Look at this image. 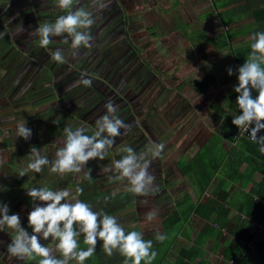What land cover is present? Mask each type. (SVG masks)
<instances>
[{
	"label": "rangeland",
	"instance_id": "1",
	"mask_svg": "<svg viewBox=\"0 0 264 264\" xmlns=\"http://www.w3.org/2000/svg\"><path fill=\"white\" fill-rule=\"evenodd\" d=\"M77 6L92 11L95 23L91 28L92 47H81L76 56L72 55L70 42L68 45L63 43V37H53V43L41 48L37 38L28 34L38 23L54 21L58 15L64 14V10L57 6V0H7L5 16H1L0 29L7 33L5 38L0 39V46L6 49L1 83V91L8 96L6 110L30 121L28 123L32 124L27 126L32 129L33 136L24 141L14 135L4 143L0 142V161L3 162L0 163V172L7 166L6 173L0 174V201L14 207L11 212L20 213L25 226L31 202L24 189L45 185L53 189H73L72 185L77 182L72 174L50 175L45 167L41 173L25 176V184H14L17 168L26 164L30 146L39 147L42 154L52 159L55 152L52 142L61 135L65 124L84 125L90 134L95 130V120L106 111L105 103L112 100L118 106V117L130 124L131 129L127 133L121 130L122 135L115 138L116 144L109 150L105 161H90L85 171H92L94 184L102 194L125 189L126 181L110 182L102 168L111 160L119 159L118 148L121 145H130L137 151L145 148L149 137L146 126L153 125L148 120L155 114V111L148 112L151 110L148 107L157 108L160 88L176 86L180 93L190 94L192 87L185 79L200 81L197 75L203 76L204 64L212 61L208 56L216 57L215 54H208L217 50L214 41L222 37L219 32L224 29L216 19L211 0H110L109 6L102 10L93 8L91 0H78L74 3V7ZM21 22L25 31L16 35L14 27ZM251 23L246 18L238 27L234 24L230 26L231 30L240 28L243 32L249 29ZM244 37L241 33L231 42H238ZM246 41L249 42V38ZM245 47L248 49L249 43ZM57 48L65 51L64 64L50 59L52 51ZM223 50L220 55L227 54L225 63H232V49L231 52L228 47ZM239 51L236 50L237 53ZM223 72L214 70L215 75H222ZM81 76L92 80L90 87L80 85L66 90ZM204 107L206 111L212 110L207 107V102ZM215 136H211L208 145ZM1 137L0 141H3ZM162 139L156 133L151 135L152 144H158ZM79 175L81 178L82 174ZM155 185L159 187L162 183ZM147 206H150L148 201L139 206L134 202L133 206L111 215L117 217L125 230L137 229L147 237L155 236L157 230L166 234L171 242L160 264H172L184 240L177 234L183 233V230L180 231L179 224L163 229L159 221L142 223L144 214L150 210ZM11 237L10 230L0 232V260L8 264H36L38 258L6 260L5 244L10 242ZM199 241L202 251L197 250L199 254L194 260L202 256L207 261L205 264H220L221 257L217 260L216 254L211 253L213 240ZM42 242L52 246L49 241Z\"/></svg>",
	"mask_w": 264,
	"mask_h": 264
},
{
	"label": "clouds",
	"instance_id": "2",
	"mask_svg": "<svg viewBox=\"0 0 264 264\" xmlns=\"http://www.w3.org/2000/svg\"><path fill=\"white\" fill-rule=\"evenodd\" d=\"M76 2L78 0H57V6L64 10V14L58 15L54 21L38 23L28 33L37 38L41 48H47L53 43V37H63L65 45L70 42L73 56L78 54L81 47H92L94 14L85 7H74ZM91 3L93 8L102 10L109 6L110 0H91ZM8 22L11 23V20ZM24 31L22 22L14 27L16 35ZM5 35L7 33L0 32V38ZM249 41L247 59L235 69L231 66L226 69L229 77H236L233 91L237 94L235 105L240 113L231 122L247 133L249 139L259 146V151L264 153V134H261L264 130V31L251 33ZM50 59L64 64L65 51L55 49ZM91 84L90 78L81 76L66 90L80 85L90 87ZM104 108L105 113L95 120V130L90 134L84 125L65 124L61 135L52 142L55 145L52 159L42 154L39 147L30 146L26 154L27 162L18 169L17 177L22 178L29 173L38 174L47 167L50 175H74L77 186L74 190L68 187L53 189L47 185L24 189L31 202L26 226L22 223L20 213L11 212L9 205L0 201V232L6 229L12 232L10 242L5 244L7 261L38 258L36 264H84L96 252L100 242L107 256L118 253L124 258V264H141L142 261L144 264H152L156 259L157 252L152 250L153 240L144 239L143 231H126L116 216L105 212L103 208L94 209L92 204L79 198L84 192L79 186V174L91 182L92 171H85L89 162L105 161L109 150L116 144L115 138L122 135L121 130L127 133L131 129L130 124L118 117V106L112 100H108ZM15 132L16 137L24 141H29L33 136L25 119L15 122ZM164 147V144H150L142 151H137L130 145H121L118 148L119 159L111 160L102 171L108 174L110 182L126 181L127 192L138 197H148L158 191L156 177L149 169ZM110 199V196L103 197L105 204ZM142 203L146 204L147 201ZM158 218L159 210L152 208L144 214L142 223L156 222ZM154 235L159 242L167 238L159 230ZM80 237H83L82 243L86 247H81ZM42 241H49L52 246Z\"/></svg>",
	"mask_w": 264,
	"mask_h": 264
},
{
	"label": "crops",
	"instance_id": "3",
	"mask_svg": "<svg viewBox=\"0 0 264 264\" xmlns=\"http://www.w3.org/2000/svg\"><path fill=\"white\" fill-rule=\"evenodd\" d=\"M6 2L7 0H0V22H2L1 16H5ZM214 12L216 19H218L215 10ZM241 23H244V19L226 26L222 25L224 29L219 32L221 36H225L227 32H233V35L229 39V44L226 46H218L215 44L217 50L208 54H215L214 56L216 57L208 56V59H212V61L204 64L206 69L203 72V76L197 75L199 80L201 78L208 80L204 91L201 89L203 92L197 91L191 85V81L189 85L188 81L190 79H185L189 87H192L190 94L180 93V90L176 86L170 88V85L164 86L160 88L161 95H159L157 108L149 105L148 108L151 110L148 112L155 111V114L148 120L149 123L153 124L150 126L151 128L146 126V132L149 134L147 145L152 144L151 135L156 133L160 137H163L158 144H164L165 146L161 155L152 162L149 171L155 175V183L160 182L162 185L158 187V191L148 197H138L134 194L135 198L140 199L138 201L134 198V202L139 206V204H144L142 202L146 200L150 204V206H147L149 209H158V221L160 228H162L161 215L164 214L165 216L168 213L178 211L180 206L179 200L184 197L183 194L185 192L194 205L199 203L203 204L204 207L200 209L202 214L191 211L185 220L177 221L163 228L170 229L179 224L180 231L183 230V233L177 234V236L184 239L180 245L181 247L196 246L198 248L195 247L196 250L201 252L202 246L199 240H202V242H210L213 239L205 234L198 235V232L205 225H210L222 231L221 239L226 237V235L235 239L237 237L236 234L242 230L244 239L239 238L238 241L245 247H250L253 250L255 256L252 255V258L260 259V257L264 258V253L260 252L261 247H263L262 243H264V218L262 217L260 220L248 219L244 210H248L249 208L243 199L247 194H250L249 190L253 187H256L257 190L255 194H252L253 198L264 196V185L260 182L264 172L263 154H260V156H252L253 158L248 159L249 152L242 147L236 146L235 141L224 139L222 137L223 132L219 127L223 119L233 116L234 111L238 109L235 105L237 94L233 91L236 77L235 75L229 77L225 69L229 66L233 69L237 67L235 62L236 50H240L239 53H242L243 48L245 50V46L248 45V41H246L249 38L248 34H250L248 30L240 32V28H234L241 25ZM233 24L234 30H231L232 27L230 25ZM0 32H3V30L1 31L0 29ZM241 33L246 38L244 37L240 41L232 43L231 40ZM233 44L238 45L234 46ZM227 47L230 49V52L232 49L230 55L233 59L232 63H225L224 59L227 57V54L220 55L224 52L223 49H227ZM5 57L6 49L0 46V136L2 135L1 138H3V141L1 140L0 142L3 143L16 135L15 122L21 119L17 113L14 114L6 110L8 96L6 92L1 91V83L4 77L3 72L5 71ZM213 60L218 62H214ZM214 70H224V72L222 75H215ZM207 73H210L209 76H206ZM205 102H207V107L212 110H205ZM213 113L219 116L218 120L215 119ZM28 122L30 121H27V124H32ZM214 135H217L218 139L215 138L216 140L214 139L208 145V140ZM217 140H219V149H215ZM153 144L155 143L153 142ZM213 145L214 148L212 149ZM205 146L209 151L207 157L213 154L217 158L211 177L208 179L204 188L196 193L189 182L188 176L180 173L177 161L182 156L186 157L188 161L192 155L201 151ZM235 146L236 149H234ZM220 154L223 155L220 157ZM3 168L1 172L6 173L7 166L5 165ZM1 172L0 174H2ZM213 201H216V203ZM260 202L262 205L261 208L264 211V199H260ZM213 246L214 240L211 246V253L214 256L216 254L218 260L221 257V249L219 248L217 251H214ZM199 251H197V255ZM219 252L220 254H218ZM196 261L201 262V264L207 262L202 256ZM225 262V264H235L231 260H226ZM261 262L259 261L257 264ZM4 263L7 264V262Z\"/></svg>",
	"mask_w": 264,
	"mask_h": 264
},
{
	"label": "trees",
	"instance_id": "4",
	"mask_svg": "<svg viewBox=\"0 0 264 264\" xmlns=\"http://www.w3.org/2000/svg\"><path fill=\"white\" fill-rule=\"evenodd\" d=\"M213 9L216 11L217 17L221 23V25L226 26L231 23H235L242 19L249 18L251 20V25L248 29V32L251 34L255 31H264V0H212ZM245 32V33H248ZM233 32H227L225 36H222L218 41L214 44L218 46H226L229 44V39ZM248 44V43H247ZM250 45V41H249ZM250 52V46L248 49L246 48L242 53L236 54L235 62L236 65L239 66L247 59ZM210 73H207L206 76H209ZM191 81V82H190ZM208 80L201 78L200 81H196L194 79H190L189 82L191 85L199 92H203L205 86L207 85ZM201 89L203 91H201ZM216 120L219 119L217 114L213 113ZM240 114L239 109L234 111V115L231 117H227L221 121L220 129L222 130V137L228 141H232V135L236 126L232 125V118L236 115ZM264 134V130L262 133ZM218 139V136H215ZM215 146V149H219V145ZM236 146L244 148L249 152V158H253L252 156H260V154L264 153L259 151V146L256 145L253 141L239 138L235 141ZM236 146L234 149H236ZM214 148V145L212 149ZM210 150V149H209ZM233 150V149H232ZM232 153V152H231ZM230 153V155H231ZM209 154L208 148L205 146L201 151L196 152L192 157L187 161V158L182 156L177 161L178 169L180 173L184 176H188L190 184L195 189V192L201 191L206 185L208 179L211 177L216 163L215 155H207ZM223 154H220V157ZM219 156V155H218ZM19 168H17L18 171ZM25 177L19 178L15 176L13 181L14 184L22 185L26 182L23 181ZM264 172L262 174V178L260 182L264 185ZM52 186V185H51ZM77 182L72 185L73 190L76 188ZM79 186L84 189L82 195H80V199L84 200L93 205L94 209L103 208L105 212L109 214H113L115 212L125 210L128 206L134 205V194L129 193L126 189L118 190L115 192H111L108 194H102L99 192V188L94 184L92 179L91 182L83 179V175L80 178ZM250 194H247L243 201L248 206V210H244L248 219L260 220L262 217L264 218V211L260 199H264L263 197L253 198L252 194L257 192L256 187L250 188ZM112 193H115L113 196ZM110 196L111 199L107 204L104 203L103 197ZM183 198L179 200V209L178 211H174L172 213L166 214L161 219L162 228H166L171 224L176 223L177 221H183L190 215L191 211L197 214H202L200 209L204 207L203 204H193L187 193L184 192ZM209 202V201H208ZM207 202V203H208ZM212 202V201H210ZM216 203V201H213ZM12 211V207H10ZM215 219V218H214ZM137 230V229H130ZM128 231V230H126ZM138 231V230H137ZM242 230L236 234V238L233 239L229 235H226L223 239H221L222 231L212 227L210 225H205L199 232L200 234H205L208 237H211L214 240V251H217L219 248L221 249V264H225L226 260H231L232 263L235 264H257L259 261H262L260 264H264V258L260 257V259L252 258V255L255 256L253 250L250 247H245L238 239H244L242 236ZM144 239H152L153 240V249L157 252L156 259L152 262V264H160V262L165 259L167 248L171 242V239H165L163 242H159L155 240V236H144ZM81 247H86L83 245V237H80ZM260 252L264 253V243H262ZM197 256V250L195 247H180L177 251L176 257L171 262L172 264H201L199 261H194V258ZM0 264H6L0 260ZM8 264V263H7ZM84 264H124V258L120 256L118 253H115L113 256H107L102 248V242L98 243L96 252L93 256L86 260ZM144 264V261L141 262Z\"/></svg>",
	"mask_w": 264,
	"mask_h": 264
},
{
	"label": "built area",
	"instance_id": "5",
	"mask_svg": "<svg viewBox=\"0 0 264 264\" xmlns=\"http://www.w3.org/2000/svg\"><path fill=\"white\" fill-rule=\"evenodd\" d=\"M239 138H244V139L250 140L247 133L236 128L235 131L233 132V135H232V141H236Z\"/></svg>",
	"mask_w": 264,
	"mask_h": 264
}]
</instances>
